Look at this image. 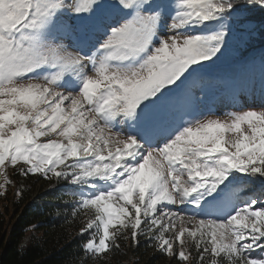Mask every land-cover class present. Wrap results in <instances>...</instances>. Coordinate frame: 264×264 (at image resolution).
I'll return each mask as SVG.
<instances>
[{"label": "snow or ice", "instance_id": "snow-or-ice-1", "mask_svg": "<svg viewBox=\"0 0 264 264\" xmlns=\"http://www.w3.org/2000/svg\"><path fill=\"white\" fill-rule=\"evenodd\" d=\"M256 9L264 0H0V192L18 165L63 182L91 213L86 258L143 237L180 264H264V104L224 118L173 105L237 29L255 30Z\"/></svg>", "mask_w": 264, "mask_h": 264}, {"label": "trees", "instance_id": "trees-1", "mask_svg": "<svg viewBox=\"0 0 264 264\" xmlns=\"http://www.w3.org/2000/svg\"><path fill=\"white\" fill-rule=\"evenodd\" d=\"M250 19L255 30L241 35L237 29L231 38L229 52L234 64L221 68V82L195 78V88L209 99L225 96L234 103L245 96L249 103L255 96L252 93H259L254 88H261L255 80L264 76V12L253 10ZM240 61H244L242 66L237 65ZM194 84L190 82L187 88ZM207 88L214 90L209 92ZM9 176L12 183L0 201V264H80L86 258L83 244L88 236L79 233L89 214L71 207L75 197L66 192L64 183L55 180L49 191L31 201L29 194L16 189L21 174L11 172ZM253 187L259 188L260 181H255ZM30 234V241L23 246ZM174 264L180 262L175 259Z\"/></svg>", "mask_w": 264, "mask_h": 264}, {"label": "rangeland", "instance_id": "rangeland-1", "mask_svg": "<svg viewBox=\"0 0 264 264\" xmlns=\"http://www.w3.org/2000/svg\"><path fill=\"white\" fill-rule=\"evenodd\" d=\"M231 44L232 41L230 40L225 54L216 61L215 64H212L209 69L198 74L200 79L209 73L213 74L219 79V82H221V68L226 65L234 64V60L231 58L229 52ZM243 64L244 61L237 63L238 66H242ZM255 81L261 88H254V91H258L259 93L255 94V92H253L252 94L255 96H253L252 100H249V103L245 96H239V101L234 103H232L233 100L225 98V96L209 99L206 94L202 93L199 89H196L194 84L191 89L187 88V95L182 92L174 98V109L177 113L190 112L192 116H202L204 114L212 113L217 117L224 118L225 113L228 112L240 111L242 108H258L261 104H264V76ZM213 90V88H207V91L209 92H213ZM20 167H22V165H18L15 168L8 167V177L10 178L9 174L11 172L18 173ZM3 179L4 178L0 176V183L3 182ZM19 181L20 182L16 184V189L29 194L32 197L31 201H36L37 198L44 194V192L51 189L55 179H46L41 174H29L27 176L21 174ZM63 186L66 187L65 184ZM4 194L5 192H0V201ZM169 207L174 211H178L181 206L169 205ZM88 214L91 215V213ZM30 236L31 234L25 238L23 246L28 244L31 239ZM145 241L146 240L143 237L140 238L141 243H145ZM102 258L103 260L100 258V262L99 258H88V260L84 258L80 264H174L175 262V258L168 257L164 253L157 251L154 247H149L147 242L143 246H133L130 240L128 242L121 241V246L118 250L115 249L111 255L103 256Z\"/></svg>", "mask_w": 264, "mask_h": 264}]
</instances>
